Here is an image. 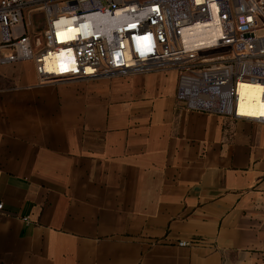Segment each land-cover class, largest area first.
<instances>
[{"label": "crops", "instance_id": "crops-1", "mask_svg": "<svg viewBox=\"0 0 264 264\" xmlns=\"http://www.w3.org/2000/svg\"><path fill=\"white\" fill-rule=\"evenodd\" d=\"M176 87L0 67V264H264V124Z\"/></svg>", "mask_w": 264, "mask_h": 264}, {"label": "built area", "instance_id": "built-area-1", "mask_svg": "<svg viewBox=\"0 0 264 264\" xmlns=\"http://www.w3.org/2000/svg\"><path fill=\"white\" fill-rule=\"evenodd\" d=\"M0 28V65L40 83L173 69L187 108L264 124V0H0Z\"/></svg>", "mask_w": 264, "mask_h": 264}, {"label": "bare ground", "instance_id": "bare-ground-1", "mask_svg": "<svg viewBox=\"0 0 264 264\" xmlns=\"http://www.w3.org/2000/svg\"><path fill=\"white\" fill-rule=\"evenodd\" d=\"M75 19H72L71 21H74ZM64 36V35H63ZM256 86L244 84L242 85V91L248 92V98H247V104L245 106V110L249 112V114L255 115L257 112H260L259 108L261 107L258 105V99L256 98V95L254 96V91Z\"/></svg>", "mask_w": 264, "mask_h": 264}, {"label": "rangeland", "instance_id": "rangeland-1", "mask_svg": "<svg viewBox=\"0 0 264 264\" xmlns=\"http://www.w3.org/2000/svg\"><path fill=\"white\" fill-rule=\"evenodd\" d=\"M34 17L36 18V20H35V24H36L37 26H40V25L43 26L42 19L40 18L41 15H40V14H35ZM260 33H264V30L260 31ZM3 36H4V32H3V30L0 28V38H2ZM23 63H27V62L23 61V62H18V63H15V64H23ZM15 64H11V65H15ZM11 65H5V66H11ZM1 66H3V65H1ZM1 66H0V67H1ZM3 67H4V66H3ZM22 71H23L24 73H27V72H28V68H27L26 66L23 65ZM176 73H177V72H176Z\"/></svg>", "mask_w": 264, "mask_h": 264}]
</instances>
